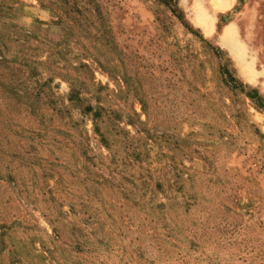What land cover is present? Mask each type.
Masks as SVG:
<instances>
[{"label": "rangeland", "instance_id": "rangeland-1", "mask_svg": "<svg viewBox=\"0 0 264 264\" xmlns=\"http://www.w3.org/2000/svg\"><path fill=\"white\" fill-rule=\"evenodd\" d=\"M0 264H264V0H0Z\"/></svg>", "mask_w": 264, "mask_h": 264}, {"label": "trees", "instance_id": "trees-1", "mask_svg": "<svg viewBox=\"0 0 264 264\" xmlns=\"http://www.w3.org/2000/svg\"><path fill=\"white\" fill-rule=\"evenodd\" d=\"M187 27H188V26H187ZM225 73H227V72H225ZM233 81H234V80H233L232 77H231V80H228L229 83H231V82L233 83ZM232 87H233V88H237V86H232ZM256 97H257V98H256ZM256 97H254V98H256V99L259 100L258 96H256Z\"/></svg>", "mask_w": 264, "mask_h": 264}]
</instances>
